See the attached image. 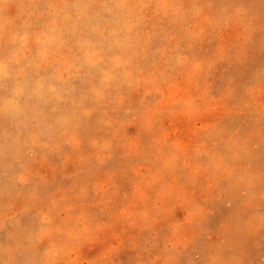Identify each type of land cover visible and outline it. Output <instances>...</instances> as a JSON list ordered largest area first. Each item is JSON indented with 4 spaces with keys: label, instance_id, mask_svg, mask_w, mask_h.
Instances as JSON below:
<instances>
[{
    "label": "rangeland",
    "instance_id": "rangeland-1",
    "mask_svg": "<svg viewBox=\"0 0 264 264\" xmlns=\"http://www.w3.org/2000/svg\"><path fill=\"white\" fill-rule=\"evenodd\" d=\"M0 264H264V0H0Z\"/></svg>",
    "mask_w": 264,
    "mask_h": 264
}]
</instances>
